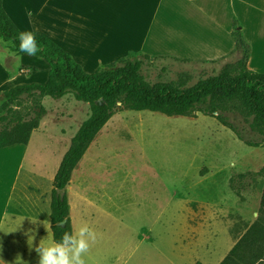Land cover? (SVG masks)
<instances>
[{"label": "crops", "instance_id": "0c3cea01", "mask_svg": "<svg viewBox=\"0 0 264 264\" xmlns=\"http://www.w3.org/2000/svg\"><path fill=\"white\" fill-rule=\"evenodd\" d=\"M3 7L21 32L49 37L88 74L135 55L227 60L236 46L233 29L237 21L252 48L248 68L264 74V0H3ZM5 46L7 53H15L9 43L0 39V97L32 72L31 65L23 64L12 71V64L21 60L18 56L27 54L4 55ZM41 64L46 70L41 82L44 86L50 71L47 63ZM202 116L205 115L197 113L193 117H177H186L197 125ZM126 119L116 124L114 116L105 125L73 171L66 190L72 227L78 229L86 223L98 234L86 256L88 264H128L139 247L126 255L112 251L110 228H93L96 213L90 211L101 212L99 205L103 200L110 204L115 200L91 197L81 190L99 164L109 168L101 157L111 155L109 141L121 134L122 125H129ZM216 122H207L204 127L220 142H227L226 159L220 163V154L205 153L196 179L181 183L173 191L164 184L162 196H158L161 200H157L161 207L158 219L166 220L167 212L173 210L177 233L166 246V223L157 230V240L151 227L143 239L150 243L137 264H181L183 260L187 264H221L255 222L264 189V178L259 175L264 167V147H248L234 132L230 135V129ZM46 138L49 137L41 124L27 145L0 149V264H14L18 255L24 264H38L35 247L44 238L46 243L49 238L54 239L53 182L71 143L60 146L51 138V144L38 141ZM35 154L50 155L51 160L45 165L41 160L31 162L28 157ZM202 170L208 171L205 176H200ZM246 173L253 175L251 187L233 190L231 178ZM33 179L37 182L31 184ZM31 186L44 189L41 194L29 195ZM105 215L112 219L116 214L112 216L106 209ZM75 217L83 222L77 225ZM46 220L51 223L49 232L42 223ZM29 235L34 236L30 245ZM102 249L105 254L100 257Z\"/></svg>", "mask_w": 264, "mask_h": 264}, {"label": "trees", "instance_id": "16d2710c", "mask_svg": "<svg viewBox=\"0 0 264 264\" xmlns=\"http://www.w3.org/2000/svg\"><path fill=\"white\" fill-rule=\"evenodd\" d=\"M20 32L0 0V39L10 44L13 52L24 55L19 51L20 41L16 38ZM33 34L42 49L35 56L44 59L51 66V72L44 86L18 85L2 93L0 149L29 143L46 115L42 105L44 98L59 100L73 95L77 101L88 104L91 111L74 136L54 178L51 222L56 242L62 240L65 232H73L67 191L63 197L57 191L70 183L73 171L95 138L121 111H149L170 117H193L201 113L216 118L248 147H264V74L248 68L252 48L237 21L233 29L236 46L227 57V60L234 58L235 62L226 63L215 75L200 79L192 86L182 78L178 81L147 80L143 74L146 66L154 64L156 58H163L149 55L125 57L88 74L49 37ZM174 60L185 64H218L226 58L220 61ZM117 101L122 103L117 105ZM228 113L242 118L245 124L242 130L229 120ZM244 132L250 138L246 139ZM207 172L202 170L200 176ZM259 175L264 178V167ZM252 179L251 173L234 175L230 186L233 190H247ZM221 264H264V189L255 222Z\"/></svg>", "mask_w": 264, "mask_h": 264}, {"label": "rangeland", "instance_id": "374dc122", "mask_svg": "<svg viewBox=\"0 0 264 264\" xmlns=\"http://www.w3.org/2000/svg\"><path fill=\"white\" fill-rule=\"evenodd\" d=\"M18 57L21 60L13 63L11 70H15L19 63V66L20 64L31 65L32 72L28 79L16 85L43 86L41 82L45 79L46 70L41 63L42 61L45 64L47 62L35 56ZM31 59H39L40 62L35 63ZM234 62L235 59L231 58L218 64H185L173 59L156 58L154 64L146 66L143 74L150 82L178 81L182 78L186 84L192 86L200 79L215 75L226 63ZM46 65L51 72V66L48 63ZM33 71L36 73L34 74ZM42 105L46 110L41 123L42 130L47 137L53 140L54 144L60 146L72 142L91 112L88 104L77 101L73 95H67L59 100L44 98ZM226 116L240 130L245 126L242 118L237 114L228 113ZM115 117L116 124L124 123L127 118L129 125H122L119 130L121 134L109 141L111 155L101 157L109 168L99 164L94 175L91 173L88 183L81 190L83 194L91 197L115 200L113 202L116 204L103 200L99 205L101 212L90 211L96 213L92 222L93 228H98L97 230L100 231L110 228L112 251L118 255L130 254L132 248L139 246L128 262V264H137L142 260L144 247L150 243L143 242V239L151 227L154 228L153 237L157 240V230L163 229V223H166V235L164 236L166 246L177 233L173 210L167 212L166 220L158 219L161 207L157 200H161L158 196H162L164 184L170 191H173L181 183L196 179L199 168L203 166L201 156L205 153L220 154L219 159L222 163L228 154L226 152L228 144L220 142L216 135L204 127L207 122L217 124V119L210 116H202L197 125L186 117H168L149 111L126 110L117 113ZM228 133L234 135L232 131ZM197 137L200 138L197 139ZM244 137L250 138L246 132H244ZM49 138L38 141L51 144L52 141ZM28 159L31 162L41 160L45 165L50 162L51 156L35 154L29 156ZM34 181L37 182L33 179L31 184ZM43 181L46 180L43 179ZM44 187H47V184ZM44 187L31 186L27 192L29 195H38ZM106 209L111 211L112 216L116 214L115 217L107 218ZM75 222L78 225L83 222V219L75 217ZM162 243L163 241L160 240V244ZM104 254L105 250L102 249L99 256L102 257ZM181 264L187 263L183 260Z\"/></svg>", "mask_w": 264, "mask_h": 264}, {"label": "clouds", "instance_id": "9594fccd", "mask_svg": "<svg viewBox=\"0 0 264 264\" xmlns=\"http://www.w3.org/2000/svg\"><path fill=\"white\" fill-rule=\"evenodd\" d=\"M29 16L31 13L28 14ZM19 41V51L29 56H35L42 49L38 46L35 35L30 31H22L16 37ZM4 55L16 56V53H7L5 46ZM19 68V63L16 65ZM13 75L11 79H15ZM120 105L122 101H117ZM41 223V222H40ZM43 226L49 232L50 221H43ZM97 233L86 223L78 229L74 226L72 234L65 232L62 240L56 242L54 239H42L39 246L35 247L39 260L38 264H88L86 256L89 254L92 244L97 240ZM34 240V236L29 235V245ZM14 264H24L22 258L18 255Z\"/></svg>", "mask_w": 264, "mask_h": 264}, {"label": "water", "instance_id": "95a60500", "mask_svg": "<svg viewBox=\"0 0 264 264\" xmlns=\"http://www.w3.org/2000/svg\"><path fill=\"white\" fill-rule=\"evenodd\" d=\"M68 185H69V184H68ZM68 185L66 186L65 189H61V190H58V191H57L62 197L64 196V193H65V191L67 190Z\"/></svg>", "mask_w": 264, "mask_h": 264}]
</instances>
